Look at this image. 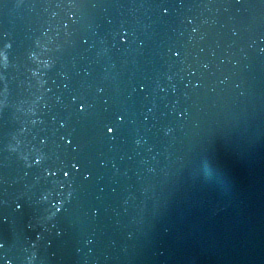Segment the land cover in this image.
<instances>
[{"label": "water", "instance_id": "water-1", "mask_svg": "<svg viewBox=\"0 0 264 264\" xmlns=\"http://www.w3.org/2000/svg\"><path fill=\"white\" fill-rule=\"evenodd\" d=\"M0 264H264V0H0Z\"/></svg>", "mask_w": 264, "mask_h": 264}, {"label": "snow or ice", "instance_id": "snow-or-ice-1", "mask_svg": "<svg viewBox=\"0 0 264 264\" xmlns=\"http://www.w3.org/2000/svg\"><path fill=\"white\" fill-rule=\"evenodd\" d=\"M109 131H112V129H109Z\"/></svg>", "mask_w": 264, "mask_h": 264}]
</instances>
